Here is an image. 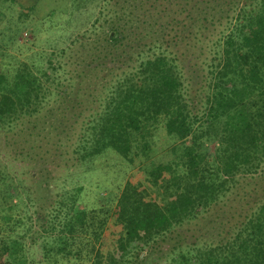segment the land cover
Returning a JSON list of instances; mask_svg holds the SVG:
<instances>
[{"label":"trees","instance_id":"16d2710c","mask_svg":"<svg viewBox=\"0 0 264 264\" xmlns=\"http://www.w3.org/2000/svg\"><path fill=\"white\" fill-rule=\"evenodd\" d=\"M198 2L184 20H171L165 49V37L142 50L137 36L111 25L115 35L95 55L114 66L103 64L109 71L88 95L81 83L76 90L63 86L61 63L34 69L17 57L0 62V135L36 120L53 100L62 127L71 117L79 122L78 132L60 133L77 137V162L112 154L132 169L109 206L88 210L79 203L82 188L65 192L45 225L35 219L36 237L19 219L7 229L2 209L0 264H264V0H210V11ZM37 4L0 0V9L16 8L24 26ZM215 21L226 27L206 47L209 62L193 63L179 46L203 44ZM89 103L97 108L82 110ZM159 140L167 141L164 148ZM1 186L23 201L21 180L0 161ZM207 216L221 229L216 238L193 229ZM39 239L40 257L29 258Z\"/></svg>","mask_w":264,"mask_h":264},{"label":"rangeland","instance_id":"374dc122","mask_svg":"<svg viewBox=\"0 0 264 264\" xmlns=\"http://www.w3.org/2000/svg\"><path fill=\"white\" fill-rule=\"evenodd\" d=\"M20 1L27 3L29 0ZM198 1L200 2V0H38L29 19L26 21L22 19L26 23L24 26H19L17 23L19 11L16 8L12 10L1 8L4 17L0 20V32L3 33L0 36V62L11 63L13 57H17L32 64L34 69L45 66L49 60L53 63H61L63 69L58 75L63 86L68 85L76 90L81 83L83 88L81 92L88 95L93 92L92 88L98 89V82L109 71L107 69L109 64L106 66L103 64L111 63L110 67L114 66L109 60H101L95 55L97 53L98 56H102L103 45L107 41L105 39L110 34L115 35L110 29L111 25L116 24L115 27L125 29L128 34L137 36L135 40L140 41L139 47L142 50L153 47L157 38L162 40V37H165L169 43V45L163 44L162 49H165L172 45L171 41H168L171 40L169 35H173L171 29L174 23L171 25V20L173 18L184 20L186 14L190 9L193 10L195 2ZM209 1L201 0L197 6L210 11L213 4H209ZM218 16L224 14H216L215 17ZM222 23H225V19ZM132 26L137 28L132 31ZM225 27L226 24L215 21L206 31L209 39L203 44L193 45L191 49L185 46L186 43L179 47H184L185 52L190 51L188 59H193V63L206 64L209 62L205 57L209 55L206 47L210 46L211 40L221 35ZM11 35H17L16 45L11 43ZM97 42L98 50H96ZM142 45H148V48L146 46L143 48ZM154 47L157 52L160 50ZM175 50L170 49V51ZM62 51L65 53L61 55ZM203 51L206 54L196 60V56L204 54ZM136 63L118 64L117 67L134 66ZM83 99L85 98L79 95L78 100L83 101ZM58 104L52 100L47 106L45 105L36 120L19 124L11 132L0 135V161L4 172L10 178L18 177L23 186L22 202H19L17 197L4 195L5 187H0V215L4 209L3 214L10 218L8 226L6 225L9 230L11 219H19L27 227L33 225V232L36 233L32 234L36 237L37 233L41 232V225L35 221L37 216L43 218L42 222L45 225L47 215L60 196L67 191L74 192L82 188L79 203L88 210L99 208L104 204L109 206L107 199H115L119 195L132 172L129 165L120 162L112 154L98 157L90 164L77 162L72 153L77 137L73 136L67 140L60 133L64 128L71 132H78L81 128L73 117L62 127L65 122H62L63 119L56 111ZM91 108L96 109L97 105L89 103L83 106L82 110L90 112ZM75 110L77 113L81 111L78 107ZM88 112H85V115L89 114ZM159 144L164 148L167 141L159 140ZM161 159L164 158H157V160ZM260 183L264 185V182ZM254 191H257L255 187ZM9 193L11 194V190ZM252 194L254 198L255 193ZM28 195L35 202L28 203ZM210 218L207 216L200 226H195L193 229H200L202 233L216 238L221 229L211 222L215 217L212 220ZM28 241L32 242L29 238ZM42 242L40 239L37 240L34 248L28 251L29 258L40 257ZM63 264H74V262Z\"/></svg>","mask_w":264,"mask_h":264}]
</instances>
